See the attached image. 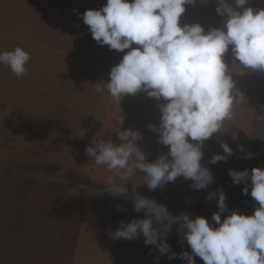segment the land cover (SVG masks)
Returning a JSON list of instances; mask_svg holds the SVG:
<instances>
[{
  "label": "crops",
  "instance_id": "0c3cea01",
  "mask_svg": "<svg viewBox=\"0 0 264 264\" xmlns=\"http://www.w3.org/2000/svg\"><path fill=\"white\" fill-rule=\"evenodd\" d=\"M106 3L0 0V52L21 47L30 56L20 77L0 63V264H186L174 255L192 251L179 224L166 236L170 251L164 255L156 245L145 246L143 234L133 240L112 238L121 221L145 218L143 210H134L136 195L165 204L172 215H202L213 226L218 189L227 204L221 219L234 210L251 215L259 206L251 197L250 178L245 195V183L233 184L228 170L247 168L250 174L254 166L264 167V70L243 67L231 46L223 58L237 96L233 116L202 145L201 165L211 170L213 182L196 190L194 181L180 176L153 191L137 171L125 183V195H98L114 173L105 165L95 166L85 152L97 135L119 144L118 131H138L137 145L148 162L170 151L158 142V105L166 101L141 91L118 103L106 88L111 68L130 50L100 45L84 23L87 9ZM216 7L217 0H197L185 5L179 22L199 23L205 32L222 27L225 18ZM245 7L262 9L264 0H249ZM222 142L233 154L213 164L212 156L223 154ZM248 152L251 158H245ZM90 167L96 169L91 177ZM208 193L217 195L208 200ZM193 257L195 264H204Z\"/></svg>",
  "mask_w": 264,
  "mask_h": 264
},
{
  "label": "clouds",
  "instance_id": "9594fccd",
  "mask_svg": "<svg viewBox=\"0 0 264 264\" xmlns=\"http://www.w3.org/2000/svg\"><path fill=\"white\" fill-rule=\"evenodd\" d=\"M199 2L206 4L208 0ZM196 3L197 0H107L101 8L87 9L82 14L100 45L119 52L130 49L110 70L106 88L111 97L119 103L126 94L143 91L166 101L158 105V142L170 146V151L155 162L146 160L137 145L140 133L132 129L118 131L119 144L97 135L85 148L95 166L105 165L114 173L104 182L106 188L99 191V196L125 195V183L137 171L144 173L147 187L153 191L180 176L194 181L191 187L196 190L213 182L211 170L201 165L202 145L223 128L225 120L232 119L237 101L234 81L223 57L231 46L234 58L243 67L264 70V8L245 7L249 0H217L216 12L225 18L223 26L205 32L199 23L179 22L185 5ZM29 59V53L21 47L0 52V63L9 66L17 77L26 72ZM95 90L102 91L99 83ZM221 147L223 154H214L211 163L225 161L233 154L227 142H222ZM238 147L243 151L242 145ZM251 157V152L246 153L245 158ZM95 170L90 167L87 176L91 177ZM228 174L233 184L245 183V195L250 178L251 197L259 205L253 214L234 210L221 219L227 208L222 188L218 189L219 211L211 217L214 226L202 215H172L165 204L136 195L134 210H143L145 218L121 221L111 233L112 238L133 240L143 234L145 246L156 245L164 255L170 251L166 236L176 223L192 251L174 255L186 264H195L193 254L204 264H264V167L254 166L250 174L247 168L229 169ZM216 195L208 193L206 199Z\"/></svg>",
  "mask_w": 264,
  "mask_h": 264
}]
</instances>
